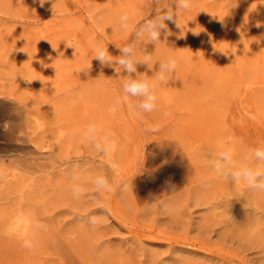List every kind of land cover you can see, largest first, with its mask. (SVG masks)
I'll list each match as a JSON object with an SVG mask.
<instances>
[{
	"label": "rangeland",
	"instance_id": "1",
	"mask_svg": "<svg viewBox=\"0 0 264 264\" xmlns=\"http://www.w3.org/2000/svg\"><path fill=\"white\" fill-rule=\"evenodd\" d=\"M173 8L0 0V264H264V193L213 166L221 147L254 165L264 145V0H194L157 45L137 42L148 65L133 77L155 79L159 62L185 58L142 117L123 100L129 74L94 58L93 44L116 60L132 41L123 12L135 27ZM90 124L114 150L96 151ZM97 175L113 191L98 194Z\"/></svg>",
	"mask_w": 264,
	"mask_h": 264
},
{
	"label": "clouds",
	"instance_id": "2",
	"mask_svg": "<svg viewBox=\"0 0 264 264\" xmlns=\"http://www.w3.org/2000/svg\"><path fill=\"white\" fill-rule=\"evenodd\" d=\"M39 2L43 5L45 0H39ZM193 3L194 0H174L173 10L161 9L155 12L154 16H150L135 27L130 23V15L127 12H123L119 16L120 29L125 32L131 30L133 39L124 47L119 48L120 55L116 60H113L108 47L99 44L92 45L95 50L94 58L101 65L113 66L115 64L129 74L122 85L123 100L129 104V108L133 114L142 117L144 113H152L157 110L158 97L156 95V88L159 84L166 82L176 72L180 62L185 59L183 57L169 56L165 61L159 62V70L155 79H149L143 75L133 77L131 74L136 73L138 64L144 63L148 65L146 60L141 61L136 56L137 42L157 45L158 42H161L162 32L166 35L170 34L167 32V24L165 22L173 21L178 27H181L178 23V13L181 10L189 11ZM130 98H135V101L133 102ZM164 115L167 116L168 114L164 113ZM4 128L7 130L8 125L5 124ZM147 130L157 132L159 131V125H151ZM84 138L91 142L98 152L107 153L110 149H115V143L110 141L107 136L99 135V130L95 124H90L87 127ZM252 156L256 161L254 165L238 164L235 159L234 149L231 147H221L218 158L215 159L213 166L219 175L230 179L233 183H243L250 190L264 193V145L252 150ZM93 182L96 192L100 195L113 191L112 184L106 175H97ZM126 187L127 185H121V190H125ZM168 188L172 192L175 191V185L168 184ZM71 191L75 197H79L83 194L84 189L79 184H73ZM88 222L95 225L97 217H89ZM34 244L35 242L31 239L23 241V246L27 248L34 247Z\"/></svg>",
	"mask_w": 264,
	"mask_h": 264
},
{
	"label": "bare ground",
	"instance_id": "3",
	"mask_svg": "<svg viewBox=\"0 0 264 264\" xmlns=\"http://www.w3.org/2000/svg\"><path fill=\"white\" fill-rule=\"evenodd\" d=\"M8 99V98H7ZM10 101V100H9ZM66 102V101H65ZM14 103V102H13ZM51 112V111H50ZM53 112V111H52ZM43 118H44V116H43ZM54 118V117H53ZM59 118V117H58ZM24 120V119H23ZM57 120V119H56ZM24 123V122H23ZM62 129V128H61ZM29 136V135H28ZM31 143V142H30ZM41 146V145H40ZM36 148V147H35ZM58 158V157H57ZM43 164V163H42ZM39 165V164H38ZM47 165V164H46ZM59 165V164H58ZM255 198V197H254ZM256 205V204H255ZM264 207V206H263ZM264 209V208H263ZM23 214V213H22ZM28 217V216H27ZM255 224V223H254ZM260 224V223H259ZM28 225V224H27ZM29 226V225H28ZM32 226V225H31ZM30 227V226H29ZM255 227V226H254ZM253 227V228H254ZM20 228V227H19ZM29 230H31V229H29ZM258 230V229H257ZM28 232V231H27ZM31 234V233H30ZM262 236V235H261ZM26 238V237H25ZM14 240H15V238H14ZM17 244V243H16Z\"/></svg>",
	"mask_w": 264,
	"mask_h": 264
}]
</instances>
